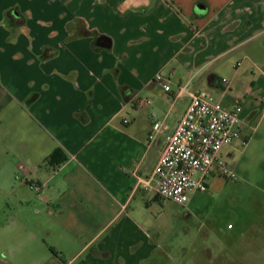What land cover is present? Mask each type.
Wrapping results in <instances>:
<instances>
[{"label": "crops", "instance_id": "1", "mask_svg": "<svg viewBox=\"0 0 264 264\" xmlns=\"http://www.w3.org/2000/svg\"><path fill=\"white\" fill-rule=\"evenodd\" d=\"M173 2L0 0V264H152L138 178L191 91L241 105L242 144L264 135V0Z\"/></svg>", "mask_w": 264, "mask_h": 264}, {"label": "rangeland", "instance_id": "2", "mask_svg": "<svg viewBox=\"0 0 264 264\" xmlns=\"http://www.w3.org/2000/svg\"><path fill=\"white\" fill-rule=\"evenodd\" d=\"M174 8L180 7L174 3ZM262 128L249 144L236 140L230 155L223 150L234 179L210 176L207 190L192 193L182 205L153 200L158 218L147 229L157 246L152 264H264Z\"/></svg>", "mask_w": 264, "mask_h": 264}, {"label": "built area", "instance_id": "3", "mask_svg": "<svg viewBox=\"0 0 264 264\" xmlns=\"http://www.w3.org/2000/svg\"><path fill=\"white\" fill-rule=\"evenodd\" d=\"M153 80L163 90L170 91V79L162 72L156 73ZM221 81L227 82L225 78ZM184 91L185 87H181L178 94ZM188 94L190 102L187 109L174 130L165 135L164 148L152 175L138 178L142 188L153 186L160 199L181 205L189 200L192 193L206 191L210 176L235 178L222 153L225 147L240 139L243 128L241 105L226 107L206 88ZM150 102L142 98L137 100L139 106ZM164 128L161 120H154L148 135L149 142ZM35 189L38 190L37 187ZM231 227L232 224L227 225V228Z\"/></svg>", "mask_w": 264, "mask_h": 264}, {"label": "trees", "instance_id": "4", "mask_svg": "<svg viewBox=\"0 0 264 264\" xmlns=\"http://www.w3.org/2000/svg\"><path fill=\"white\" fill-rule=\"evenodd\" d=\"M58 154V149H55L49 156H48V160H52L54 158V156H57ZM61 161V159H59L57 161V163H59Z\"/></svg>", "mask_w": 264, "mask_h": 264}, {"label": "water", "instance_id": "5", "mask_svg": "<svg viewBox=\"0 0 264 264\" xmlns=\"http://www.w3.org/2000/svg\"><path fill=\"white\" fill-rule=\"evenodd\" d=\"M100 40L102 41V44H103V45H105V46H106V45H109V42H108V40H107L106 38L101 37Z\"/></svg>", "mask_w": 264, "mask_h": 264}]
</instances>
